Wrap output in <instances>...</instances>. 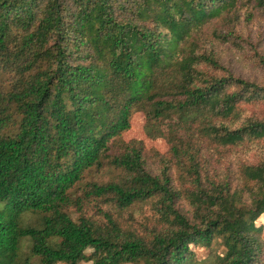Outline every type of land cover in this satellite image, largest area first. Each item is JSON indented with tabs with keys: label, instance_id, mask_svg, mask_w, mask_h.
Returning a JSON list of instances; mask_svg holds the SVG:
<instances>
[{
	"label": "trees",
	"instance_id": "1",
	"mask_svg": "<svg viewBox=\"0 0 264 264\" xmlns=\"http://www.w3.org/2000/svg\"><path fill=\"white\" fill-rule=\"evenodd\" d=\"M0 264H264V0H0Z\"/></svg>",
	"mask_w": 264,
	"mask_h": 264
},
{
	"label": "rangeland",
	"instance_id": "2",
	"mask_svg": "<svg viewBox=\"0 0 264 264\" xmlns=\"http://www.w3.org/2000/svg\"><path fill=\"white\" fill-rule=\"evenodd\" d=\"M124 141H129L131 139H139L146 141L149 147L158 150L161 153L167 151V146L164 141H148L144 133V117L141 113H136L131 121V129L123 135ZM197 256L199 259L205 257V251L203 249L197 250Z\"/></svg>",
	"mask_w": 264,
	"mask_h": 264
}]
</instances>
